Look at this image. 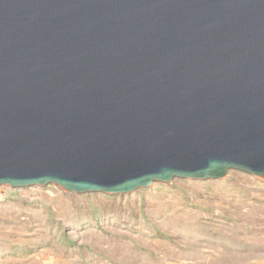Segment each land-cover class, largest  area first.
I'll return each instance as SVG.
<instances>
[{"label":"water","instance_id":"water-1","mask_svg":"<svg viewBox=\"0 0 264 264\" xmlns=\"http://www.w3.org/2000/svg\"><path fill=\"white\" fill-rule=\"evenodd\" d=\"M231 170L264 179V0H0V187Z\"/></svg>","mask_w":264,"mask_h":264},{"label":"rangeland","instance_id":"rangeland-1","mask_svg":"<svg viewBox=\"0 0 264 264\" xmlns=\"http://www.w3.org/2000/svg\"><path fill=\"white\" fill-rule=\"evenodd\" d=\"M0 264H264V179H174L129 194L0 187Z\"/></svg>","mask_w":264,"mask_h":264}]
</instances>
